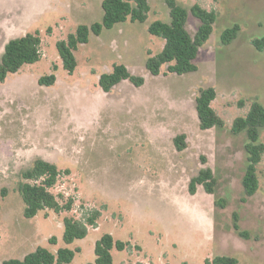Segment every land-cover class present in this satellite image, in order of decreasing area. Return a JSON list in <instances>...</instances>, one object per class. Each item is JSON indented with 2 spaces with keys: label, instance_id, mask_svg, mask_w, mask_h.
Here are the masks:
<instances>
[{
  "label": "rangeland",
  "instance_id": "374dc122",
  "mask_svg": "<svg viewBox=\"0 0 264 264\" xmlns=\"http://www.w3.org/2000/svg\"><path fill=\"white\" fill-rule=\"evenodd\" d=\"M101 1L0 0V57L9 35L38 31L41 38L40 59L0 82V190H7L0 197V264L38 246L51 252L79 248L71 264L93 263L95 241L105 233L126 244L111 249L112 264H213L222 255L236 264H264V152L256 166L258 188L247 196L241 184L247 139L231 131L253 100L264 105V51L252 44L264 36V0H176L188 11L190 34L199 24L190 11L194 4L216 14L195 71L178 75L166 64L157 75L146 69L149 54L164 43L148 25L170 20L166 0H148L144 22L128 19L98 35L90 32L77 45L69 73L56 42L80 24L100 21ZM233 24L237 35L223 44L220 34ZM115 64L144 83L123 79L102 91L98 77ZM50 73L54 84L40 85ZM206 87L216 91L211 106L221 127H199L195 98ZM179 134L185 136L182 150L173 143ZM259 138L264 143V126ZM36 159L63 171L51 191L73 196L72 210L24 216L17 187ZM203 167L212 170L214 192L197 184L190 194L189 181ZM89 208L100 211L96 226L65 243L63 217L81 218ZM235 218L246 237L234 230Z\"/></svg>",
  "mask_w": 264,
  "mask_h": 264
},
{
  "label": "trees",
  "instance_id": "16d2710c",
  "mask_svg": "<svg viewBox=\"0 0 264 264\" xmlns=\"http://www.w3.org/2000/svg\"><path fill=\"white\" fill-rule=\"evenodd\" d=\"M169 8L170 20H154L148 25V32L161 37L164 40L161 50L147 57L145 67L152 75L160 73L162 65L166 64V70L175 74H183L195 71L197 66L194 63L200 47L209 39L212 32V25L216 20L213 10H207L198 4H194L190 11L199 21L193 34L186 28L188 11L176 2L166 0ZM102 17L100 21L93 22L87 26L80 24L74 33L68 34L66 39L56 42L59 57L67 72L72 73L76 67L74 51L78 44L88 41L89 33L98 35L103 28L110 29L115 24L130 20L132 22H144L150 9L148 0H102ZM239 27L233 24L226 27L220 34L223 44H228L236 37ZM253 47L257 51H264V36L252 40ZM41 57V38L38 31L27 32L22 36L9 39L0 57V82H3L9 73L17 72L23 64L34 63ZM53 69H56L54 65ZM128 79L133 85L141 86L144 78L132 74L125 65L115 64L111 71L104 72L98 77V84L102 91H110L117 83ZM56 77L54 73L39 78L40 85L49 86L54 84ZM216 96L214 87L202 88L195 98V110L201 129L223 126V119L211 106ZM264 126V105L253 100L245 115L237 116L231 124V131L234 134L244 132L246 135V167L242 176L241 184L245 195H253L258 188V177L256 166L264 152V143L259 138V129ZM184 134L176 135L173 143L177 150L185 147ZM66 172H68L66 170ZM63 173L57 166L44 159H36L33 165L21 173L22 180L17 190L24 202V216L31 218L39 210L50 209L55 213L68 212L74 207V197L63 194H54L51 188L56 184L59 176ZM197 184H201L207 193L214 192L215 178L209 167L200 168L196 176L192 177L188 184V191L193 194ZM5 188L0 190V197L6 195ZM218 204V200L214 201ZM100 211L95 208L85 209L81 218L73 216L63 217V241L71 243L75 239L83 238L89 227L96 226V220ZM233 228L242 237L247 233L239 229L234 219ZM50 242L55 239L51 237ZM126 244L121 240H114L111 234L105 233L94 244L95 258L93 263L88 264H112L111 249H124ZM75 250L67 247H60L55 252L38 246L33 251L25 254L21 259L9 258L1 264H71ZM237 260L229 256H215L213 264H236Z\"/></svg>",
  "mask_w": 264,
  "mask_h": 264
},
{
  "label": "crops",
  "instance_id": "0c3cea01",
  "mask_svg": "<svg viewBox=\"0 0 264 264\" xmlns=\"http://www.w3.org/2000/svg\"><path fill=\"white\" fill-rule=\"evenodd\" d=\"M10 29H11V27L8 26V27H7V33H8V34H10ZM11 32H12V29H11ZM23 35H24V34H23ZM11 36H12V35H9L8 38L11 37ZM21 36H22V35H21ZM8 38H7V40L5 41V43L9 40ZM5 43L3 44V49H4V45H5ZM2 52H3V51H2Z\"/></svg>",
  "mask_w": 264,
  "mask_h": 264
}]
</instances>
